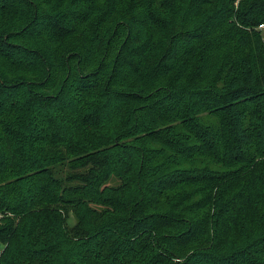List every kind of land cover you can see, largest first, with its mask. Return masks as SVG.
<instances>
[{"label": "trees", "instance_id": "16d2710c", "mask_svg": "<svg viewBox=\"0 0 264 264\" xmlns=\"http://www.w3.org/2000/svg\"><path fill=\"white\" fill-rule=\"evenodd\" d=\"M0 215V264H264V0H0Z\"/></svg>", "mask_w": 264, "mask_h": 264}, {"label": "rangeland", "instance_id": "374dc122", "mask_svg": "<svg viewBox=\"0 0 264 264\" xmlns=\"http://www.w3.org/2000/svg\"><path fill=\"white\" fill-rule=\"evenodd\" d=\"M0 218H1V215H0ZM68 223L70 226H74L76 223H77V218L76 216H74V214L72 213L70 218L68 219ZM188 253V250L185 249L182 253V255H186Z\"/></svg>", "mask_w": 264, "mask_h": 264}]
</instances>
